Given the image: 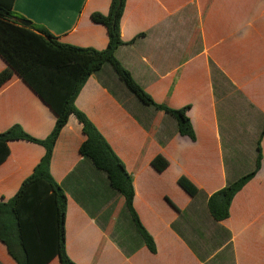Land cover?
<instances>
[{
  "label": "crops",
  "instance_id": "1",
  "mask_svg": "<svg viewBox=\"0 0 264 264\" xmlns=\"http://www.w3.org/2000/svg\"><path fill=\"white\" fill-rule=\"evenodd\" d=\"M110 0H13L17 23L42 26L58 41L103 49L104 25L91 13ZM125 42L115 56L156 103L189 105L194 139L164 111L136 110L132 94L105 64L75 99L131 176L133 209L152 237L151 252L124 198L79 153L85 136L70 115L55 142L50 172L66 195L65 250L76 264H264V132L261 165L215 220L208 197L254 167L264 124V0H125ZM135 38L131 43L129 40ZM7 63L0 56V71ZM153 107V106H152ZM154 108V107H153ZM56 115L17 74L0 85V131L18 123L44 138ZM0 163V200L12 197L44 148L8 141ZM168 165L157 171L151 160ZM190 180V195L178 178ZM0 264H18L0 241ZM46 264H60L57 256Z\"/></svg>",
  "mask_w": 264,
  "mask_h": 264
},
{
  "label": "trees",
  "instance_id": "2",
  "mask_svg": "<svg viewBox=\"0 0 264 264\" xmlns=\"http://www.w3.org/2000/svg\"><path fill=\"white\" fill-rule=\"evenodd\" d=\"M12 3L13 0H0V56L7 63L6 68L0 71V85L14 72L17 73L54 111L56 119L44 138L30 135L18 123L0 131V163L9 154L8 141L26 140L44 148L42 157L15 194L7 200H0V241L18 264H46L54 256L58 257L60 264H76L65 250L66 195L50 172L55 142L72 114L81 124L85 136L79 153L106 174L110 187L124 198L125 207L144 243L151 252H155L152 237L143 228L133 209L134 189L130 174L95 125L76 107L75 99L86 79L108 64L126 89L141 103L164 111L175 119L178 133L194 139L186 114L189 105L171 108L156 103L116 58L115 50L125 43L120 36L125 0H110L106 14L91 13V19L104 25L107 32L106 46L100 50L62 43L42 26L30 28L19 25L12 11ZM263 132L264 124L256 142L253 169L208 197L207 207L215 220L228 216L234 195L260 168V139ZM151 165L157 171H162L168 161L158 154L152 158ZM178 184L190 195L197 191L184 176L178 178Z\"/></svg>",
  "mask_w": 264,
  "mask_h": 264
},
{
  "label": "rangeland",
  "instance_id": "3",
  "mask_svg": "<svg viewBox=\"0 0 264 264\" xmlns=\"http://www.w3.org/2000/svg\"><path fill=\"white\" fill-rule=\"evenodd\" d=\"M132 94V93H131ZM133 101L136 103L135 107L136 110H142L143 112L149 113L151 114L155 109L150 106V105H144L143 103H141L133 94Z\"/></svg>",
  "mask_w": 264,
  "mask_h": 264
},
{
  "label": "water",
  "instance_id": "4",
  "mask_svg": "<svg viewBox=\"0 0 264 264\" xmlns=\"http://www.w3.org/2000/svg\"><path fill=\"white\" fill-rule=\"evenodd\" d=\"M21 23L24 25V26H28L30 24V22H27V21H21Z\"/></svg>",
  "mask_w": 264,
  "mask_h": 264
}]
</instances>
